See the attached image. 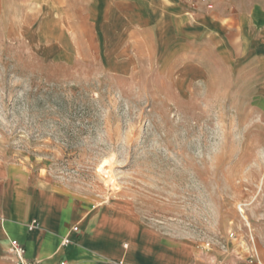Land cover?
<instances>
[{"label":"rangeland","instance_id":"374dc122","mask_svg":"<svg viewBox=\"0 0 264 264\" xmlns=\"http://www.w3.org/2000/svg\"><path fill=\"white\" fill-rule=\"evenodd\" d=\"M261 23L264 0H0V160L264 264Z\"/></svg>","mask_w":264,"mask_h":264},{"label":"crops","instance_id":"0c3cea01","mask_svg":"<svg viewBox=\"0 0 264 264\" xmlns=\"http://www.w3.org/2000/svg\"><path fill=\"white\" fill-rule=\"evenodd\" d=\"M256 46L264 61V34ZM32 221L38 227L29 231ZM63 238L71 243L62 246ZM13 239L36 264H207L190 244L137 227L117 206L90 207L0 160V264H15L7 255Z\"/></svg>","mask_w":264,"mask_h":264},{"label":"built area","instance_id":"2783aa9c","mask_svg":"<svg viewBox=\"0 0 264 264\" xmlns=\"http://www.w3.org/2000/svg\"><path fill=\"white\" fill-rule=\"evenodd\" d=\"M38 227L37 221H32L30 225L28 226V230L31 231L34 228ZM72 232L74 233H79V228L78 226H74L71 229ZM71 242L67 238H63L61 245L62 246H67ZM215 244L213 241H207L204 243V250L210 254L213 252L212 250L215 247ZM219 247L223 251V253H227L228 249L224 244L218 243ZM7 255L8 257L14 261L15 264H36V261L34 262H29L25 259V247L17 240H11L9 242V246L7 249ZM64 264V263H63ZM207 264H238L234 260L227 259L226 257L220 256H213L210 255L209 259L207 260ZM246 264H261L260 258L257 252V249L255 246H251V249L248 251V256L246 258Z\"/></svg>","mask_w":264,"mask_h":264}]
</instances>
